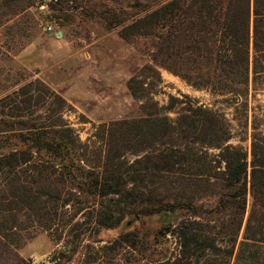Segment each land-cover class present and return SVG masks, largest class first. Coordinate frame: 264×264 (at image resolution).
<instances>
[{
  "label": "trees",
  "instance_id": "1",
  "mask_svg": "<svg viewBox=\"0 0 264 264\" xmlns=\"http://www.w3.org/2000/svg\"><path fill=\"white\" fill-rule=\"evenodd\" d=\"M39 1L0 0V27ZM67 1L48 3L50 21L63 26ZM106 14L124 37L152 36V61L192 88L237 100L264 74V0H167L143 15ZM35 27L14 33L8 51ZM18 82L0 94V264H30L17 251L38 229L64 242L54 264L71 263L87 233L116 229L85 246L83 263L133 264L147 259L144 223L163 217L176 218L155 236L168 228L177 249L149 264H264V135L252 134L249 152L232 145L224 116L184 95L163 107L151 99L142 116L98 125L82 142L64 98L38 79ZM142 83L129 81L134 97Z\"/></svg>",
  "mask_w": 264,
  "mask_h": 264
},
{
  "label": "rangeland",
  "instance_id": "2",
  "mask_svg": "<svg viewBox=\"0 0 264 264\" xmlns=\"http://www.w3.org/2000/svg\"><path fill=\"white\" fill-rule=\"evenodd\" d=\"M165 1L167 0H68L69 10L66 13L69 16L63 20V26L49 20L47 16L50 13L45 12L47 8L42 11L29 8L16 21L0 27V94L18 81H42L69 105L64 118L82 142L91 137L94 127L98 125L142 116L141 105L149 104L151 99L158 107H163L168 104L169 96L182 99V96L186 95L196 104L224 116L230 126V144L241 146L249 152L252 134L264 135V74L260 75L255 83L250 81L247 92L237 100H234L232 94L195 89L152 61V36L124 37L121 35V26L107 25L108 9L116 12L122 10L128 16L136 13L143 15L155 10ZM73 3L77 7L71 10ZM0 20L3 21L4 18ZM33 24L37 34L32 43L38 44L36 38L47 33V27L51 26L52 32L63 31L72 45V51L66 61L42 73L38 70V47L35 55L24 60L17 57V52L8 51L14 33L30 28ZM5 50L9 55L5 54ZM153 70L160 74V81ZM132 79L143 82L144 91L138 97H134L128 88ZM202 205L204 211L210 210L213 202L205 200ZM175 218H149L144 223L141 232L146 231L148 234L144 246L147 249L144 252L151 254L155 261L165 259L176 252V240L167 234L168 228L164 229V232L161 231V235L165 236L162 239L155 236L161 225L165 226ZM179 218L180 216H177V219ZM118 232L117 229L102 231L92 239L87 233L69 264H84L87 249L85 246H94L97 249L108 240L114 239ZM241 236L242 231L239 240ZM63 244V241H55L50 233L38 229L17 252L28 259L30 264H54L50 262V258L54 253L66 249ZM262 254L264 257V252ZM148 255H145L147 259ZM147 259L138 260L133 264L152 263V260Z\"/></svg>",
  "mask_w": 264,
  "mask_h": 264
},
{
  "label": "crops",
  "instance_id": "3",
  "mask_svg": "<svg viewBox=\"0 0 264 264\" xmlns=\"http://www.w3.org/2000/svg\"><path fill=\"white\" fill-rule=\"evenodd\" d=\"M35 31V28L30 29L28 36L21 38V44L23 46L17 52L18 58L23 60L29 59L35 55L38 47L36 56L38 58V70L41 73L53 69L68 59L72 51V45L63 31H61V37L50 35L51 32L45 33L40 38H36L38 44L32 43L37 34Z\"/></svg>",
  "mask_w": 264,
  "mask_h": 264
},
{
  "label": "built area",
  "instance_id": "4",
  "mask_svg": "<svg viewBox=\"0 0 264 264\" xmlns=\"http://www.w3.org/2000/svg\"><path fill=\"white\" fill-rule=\"evenodd\" d=\"M41 4H40V7H39V10H45L47 8V5L48 3H57L58 0H40L39 1ZM47 32H52V27L51 26H48L47 29H46Z\"/></svg>",
  "mask_w": 264,
  "mask_h": 264
},
{
  "label": "water",
  "instance_id": "5",
  "mask_svg": "<svg viewBox=\"0 0 264 264\" xmlns=\"http://www.w3.org/2000/svg\"><path fill=\"white\" fill-rule=\"evenodd\" d=\"M50 35H54L55 37H61L62 36V32L61 31L51 32Z\"/></svg>",
  "mask_w": 264,
  "mask_h": 264
}]
</instances>
